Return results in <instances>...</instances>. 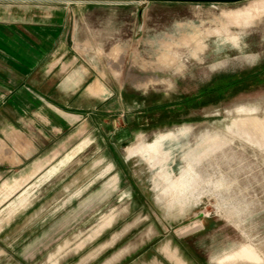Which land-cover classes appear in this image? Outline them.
Returning <instances> with one entry per match:
<instances>
[{
  "label": "rangeland",
  "instance_id": "obj_1",
  "mask_svg": "<svg viewBox=\"0 0 264 264\" xmlns=\"http://www.w3.org/2000/svg\"><path fill=\"white\" fill-rule=\"evenodd\" d=\"M59 9L87 36L77 63L123 92L127 104L124 117L116 111L101 120L99 148L78 163L100 158L110 141L115 159L127 161L128 182L92 215L64 212L72 201L51 193L39 198L36 181L24 199L16 193L0 201V264H108L110 256L167 240L192 264H217L230 252L235 264H264V78L174 110L220 76L260 69L264 0H0V17L9 20ZM137 139L156 164L126 156ZM164 179L161 191L153 188Z\"/></svg>",
  "mask_w": 264,
  "mask_h": 264
},
{
  "label": "crops",
  "instance_id": "obj_2",
  "mask_svg": "<svg viewBox=\"0 0 264 264\" xmlns=\"http://www.w3.org/2000/svg\"><path fill=\"white\" fill-rule=\"evenodd\" d=\"M84 35L70 26L66 10L26 20L0 17V201L16 193L22 196L36 181L39 198L52 194L54 199L72 201L64 212L92 215L99 201L114 199L115 190L128 182L127 161L115 159L116 147L110 141L102 143L100 158L77 160L80 154L99 148L101 120H109L116 111L124 117L127 106L123 92L115 94L107 81L91 78L89 71L94 69L77 63V55L86 48ZM91 47L98 49L99 43ZM137 141L127 147L126 156L156 164L146 159L147 145H136ZM69 168L75 170L64 174ZM56 177L57 183L62 179L64 183L51 191ZM165 183V179L154 180L153 188L161 191ZM88 200L90 204L75 212ZM110 220H103L92 236L108 227ZM180 248L167 240L132 254L120 252L106 263L192 264ZM236 262L238 255L233 252L217 260V264Z\"/></svg>",
  "mask_w": 264,
  "mask_h": 264
},
{
  "label": "trees",
  "instance_id": "obj_3",
  "mask_svg": "<svg viewBox=\"0 0 264 264\" xmlns=\"http://www.w3.org/2000/svg\"><path fill=\"white\" fill-rule=\"evenodd\" d=\"M264 78V64L255 73L240 77L237 74L223 75L214 79L203 91H197L194 94L186 95L183 102L174 104V110L180 111L190 108L191 105L198 106L206 96L223 98L232 92L235 87L243 88V84L248 80L251 83H257ZM243 86V87H242Z\"/></svg>",
  "mask_w": 264,
  "mask_h": 264
},
{
  "label": "water",
  "instance_id": "obj_4",
  "mask_svg": "<svg viewBox=\"0 0 264 264\" xmlns=\"http://www.w3.org/2000/svg\"><path fill=\"white\" fill-rule=\"evenodd\" d=\"M182 1H197V2H236L241 0H182ZM127 120L130 121V115H128Z\"/></svg>",
  "mask_w": 264,
  "mask_h": 264
},
{
  "label": "bare ground",
  "instance_id": "obj_5",
  "mask_svg": "<svg viewBox=\"0 0 264 264\" xmlns=\"http://www.w3.org/2000/svg\"><path fill=\"white\" fill-rule=\"evenodd\" d=\"M255 6V5H254ZM254 8V7H253Z\"/></svg>",
  "mask_w": 264,
  "mask_h": 264
}]
</instances>
